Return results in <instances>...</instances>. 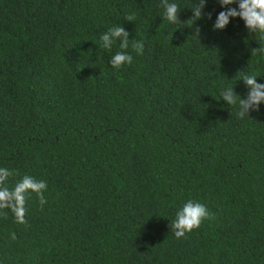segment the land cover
Segmentation results:
<instances>
[{
	"label": "trees",
	"instance_id": "1",
	"mask_svg": "<svg viewBox=\"0 0 264 264\" xmlns=\"http://www.w3.org/2000/svg\"><path fill=\"white\" fill-rule=\"evenodd\" d=\"M221 10L190 26L160 0H0V166L48 183L26 225L0 217V264H264V105L217 101L238 72L264 82V53L239 18L213 31ZM113 25L134 38L119 70L97 49ZM189 198L210 217L177 240Z\"/></svg>",
	"mask_w": 264,
	"mask_h": 264
},
{
	"label": "clouds",
	"instance_id": "2",
	"mask_svg": "<svg viewBox=\"0 0 264 264\" xmlns=\"http://www.w3.org/2000/svg\"><path fill=\"white\" fill-rule=\"evenodd\" d=\"M209 0H194L190 7H181L175 0H160L163 9L161 13L162 20H166L169 25L180 23V12L184 9L191 10V18L194 23L205 17L212 20V13L206 12ZM220 8L211 25L213 31H223L230 22L239 18L247 33L254 35L260 43L257 48L264 53V0H216ZM124 20L133 21L132 17L125 15ZM189 20V19H188ZM177 29H181L177 27ZM198 30V27H197ZM130 34L124 26L113 25L100 35V44L97 49H103L110 54L108 64L113 69H121L130 65L133 56L127 51L130 44ZM118 45V50L112 52L114 46ZM137 55L142 54L143 46L134 43L131 45ZM239 79L233 85L228 82H222L219 88L220 99L224 105L235 109V117L238 120H244L251 116L250 113L258 111L261 105H264V82H259L258 77L248 69L238 72ZM242 82L244 86L243 93L236 91V85ZM16 175L15 169L0 166V217L7 219L11 214L13 222L18 225L27 224V202L32 194H35L39 205L43 207L48 201L45 192L48 190V183L44 179H37L32 175L24 174L9 187V179ZM210 212L207 205L189 198L181 201L174 207V216L170 220L169 228L177 240L185 238L187 234L199 229L203 221L209 219ZM9 239L15 241L17 235L15 232L9 234Z\"/></svg>",
	"mask_w": 264,
	"mask_h": 264
}]
</instances>
